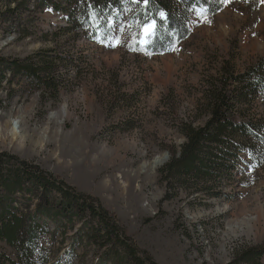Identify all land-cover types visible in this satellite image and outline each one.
Segmentation results:
<instances>
[{
    "label": "rangeland",
    "instance_id": "rangeland-1",
    "mask_svg": "<svg viewBox=\"0 0 264 264\" xmlns=\"http://www.w3.org/2000/svg\"><path fill=\"white\" fill-rule=\"evenodd\" d=\"M53 3L37 8L33 0L20 17L3 15L0 3V57L43 52L60 60L55 74L62 77L57 92L36 89L22 75L2 83L0 154L35 163L99 199L157 264H229L240 250L264 245V137L253 143L255 156L246 149L230 162L232 177H221L214 195L189 196L160 172L186 141L177 126L194 122L205 81L223 75L225 64L241 74L264 58V0L220 2L214 15L197 9L189 37L156 54L148 47L171 44V32L161 28L160 36L156 23V34L145 35L132 4L88 22L85 12L75 14V26L69 13L76 7ZM22 30L29 35L20 37ZM245 107L250 120L264 122V94ZM25 198L13 205L47 223L41 243L48 264L101 263L102 253L75 237L82 222L56 227L34 217L36 201ZM1 251L14 257L4 244Z\"/></svg>",
    "mask_w": 264,
    "mask_h": 264
},
{
    "label": "trees",
    "instance_id": "trees-1",
    "mask_svg": "<svg viewBox=\"0 0 264 264\" xmlns=\"http://www.w3.org/2000/svg\"><path fill=\"white\" fill-rule=\"evenodd\" d=\"M32 1L0 0L1 6L6 8L2 14L20 17L21 9H27ZM34 1L37 8L54 4V0ZM137 1L65 0L70 9L76 7L69 13V22L75 26L81 24L80 21L74 22L75 14L82 15L85 12L83 22H88L97 19L100 14H103L102 17L110 16L122 4L134 5L138 12L137 19L144 20L140 22L141 25H144L146 18L151 17L157 23L160 36L164 35L161 28L171 32V44L166 46L162 41L157 47H148L155 54L162 51L166 53L176 43L189 37L187 23L189 16L196 13L197 9L207 10L211 15L221 9L220 0H149L146 9L140 5L143 0ZM55 8L61 9L59 4H55ZM161 12L165 14L163 18L157 16ZM27 35V31H20V37ZM33 58L0 57V87L3 82L12 83L16 75H22L36 89L57 92V87L61 85L58 81L62 77L57 76L55 70L60 60L43 52ZM225 65L223 75L205 81L204 100L197 106L194 120L205 118V122L201 125H195L192 121L178 124L186 141L179 151L172 152L170 161L160 170L165 182L190 190L192 193L189 196L214 195L217 181L226 174L232 177L228 167L230 162L233 159L237 162L239 154L246 149L250 157L255 156L256 145L253 143L263 141L264 122L250 120L245 106L253 103L258 95L264 94V58L241 74L228 64ZM13 195L22 197L12 198ZM27 196L36 201L32 213L34 217L51 220L56 227L66 221L69 230L82 222L75 237L78 235L87 245L101 252L102 264H157L127 234L117 217L99 199L77 191L35 163L25 162L6 153L0 154V264H48L51 260L48 248L41 243V234L47 232L44 229L47 223L30 221L31 214H25L27 209L22 207L20 210L13 205L14 202L25 200ZM1 244L13 249L14 257L6 251L2 252ZM263 258L264 245L240 250L229 264H262ZM60 264H71V260Z\"/></svg>",
    "mask_w": 264,
    "mask_h": 264
},
{
    "label": "snow or ice",
    "instance_id": "snow-or-ice-1",
    "mask_svg": "<svg viewBox=\"0 0 264 264\" xmlns=\"http://www.w3.org/2000/svg\"><path fill=\"white\" fill-rule=\"evenodd\" d=\"M143 2L145 4H148L149 0H143ZM220 2L228 3V2H230V0H220ZM164 15H165L164 13H162V12L160 13V16L162 18L164 17ZM153 25H156V21L155 20H152L150 23H145L143 25V31H144L145 35H155L156 34L155 30L152 27ZM105 38H107V37H105Z\"/></svg>",
    "mask_w": 264,
    "mask_h": 264
},
{
    "label": "bare ground",
    "instance_id": "bare-ground-1",
    "mask_svg": "<svg viewBox=\"0 0 264 264\" xmlns=\"http://www.w3.org/2000/svg\"><path fill=\"white\" fill-rule=\"evenodd\" d=\"M67 112H65V110H63V115H65ZM61 115V114H60ZM61 118V117H60ZM164 160L165 159H162V160H157L156 162H155V165L157 164V165H160V164H162L163 162H164Z\"/></svg>",
    "mask_w": 264,
    "mask_h": 264
}]
</instances>
